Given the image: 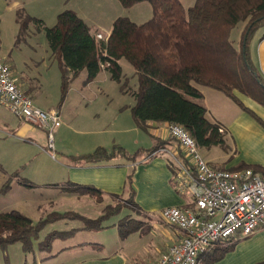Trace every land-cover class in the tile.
Segmentation results:
<instances>
[{
	"label": "trees",
	"instance_id": "trees-1",
	"mask_svg": "<svg viewBox=\"0 0 264 264\" xmlns=\"http://www.w3.org/2000/svg\"><path fill=\"white\" fill-rule=\"evenodd\" d=\"M118 1L128 8L143 0ZM148 1L153 8L148 20L136 23L128 17L118 16L112 22L107 39L96 38L86 22L70 9L60 11L51 27H45L42 19L32 17L23 10H18L16 14L21 30L33 21L38 30L45 31L51 53L60 67L62 92L67 89L70 79L82 69L87 72V80L93 79L102 68L108 70L113 79L119 80V60L126 59L138 80L137 88L132 91L134 104L131 116L136 126L144 131H148L152 122L175 123L188 131L198 149L223 144L221 125L209 121L205 116V107L194 101L201 97L196 84L220 91L263 123L243 104L239 95L264 106V76L249 52L251 35L264 25V0H193L187 7L181 0ZM240 21L243 22V30L239 47H235L230 40V30ZM166 142L157 140L146 152L153 153ZM140 150L127 153L117 145L110 149L96 147L72 158L77 162H95L124 157L134 162ZM245 168L264 175V168L257 164L241 163L231 169ZM133 174L132 166L126 177L129 196L123 198L109 194L120 201L104 205L102 214L96 218L68 210L51 212L46 218L33 222L17 210L1 211L0 247L19 242L24 252L32 251L35 246L38 250L48 251L54 239H65L77 229L52 230L40 239V230L48 222L80 218L84 221L81 228L98 229L105 218L124 206L138 209L131 187ZM3 186L7 188L8 182ZM72 188L71 191L89 195L97 201L103 196L101 190L91 185L74 184ZM238 240L225 239L202 253V264L219 260ZM253 264H264V260Z\"/></svg>",
	"mask_w": 264,
	"mask_h": 264
},
{
	"label": "crops",
	"instance_id": "crops-1",
	"mask_svg": "<svg viewBox=\"0 0 264 264\" xmlns=\"http://www.w3.org/2000/svg\"><path fill=\"white\" fill-rule=\"evenodd\" d=\"M92 6L99 7L100 0H54L50 4V12L52 16L56 17L60 11L70 9L86 22ZM10 9L11 6L7 1L0 0V28L2 19L7 13L11 12ZM19 10L24 11V7H20ZM28 11L32 17L42 19L38 13L34 12L36 9L32 11L28 8ZM95 11L93 9V12ZM115 16L103 23L98 21L93 25L95 26L93 29H91L90 25H87L92 34L101 33L100 30H103L106 33L105 36H108L112 22L116 18ZM2 45L3 43L0 39V50ZM249 52L253 62L264 76V31L255 38L254 50L251 53L249 49ZM0 58L9 65L12 78L18 87L32 98L33 103L46 111L56 110L60 121L58 129L54 133L53 148H49L45 130L33 126L23 118L14 115L7 107L0 105V143L9 141L21 146L28 145L34 151L38 150L39 152L41 150L46 157L49 156L50 160L52 159V161L47 160L45 166L35 174L21 173L19 168H17L18 166L13 168L1 166L7 179L4 181V177H0V186L3 183L2 180L6 183L9 179V186L6 190H25L26 192L30 189L53 190V192L55 190H65L77 194L70 189H73L72 186L74 184H80L94 186L106 196H109V194L121 196L125 192H130L127 188L126 177L133 166L134 174L131 187L134 191V200L139 206L135 210L142 214L144 219V221H139L136 226L147 229L149 232L148 238L141 239L142 241L138 245H135V237L129 240H127V237H117L112 247L108 249H105L104 245L98 242L94 243L85 238L63 244L54 250H52L51 246L50 250L46 252L47 254L41 256L36 264H93L96 262L95 260H98V257L101 258L100 260H104V264H155L160 253L182 237V233L178 228L168 224L161 218V209L165 206L173 205L186 206L192 202L189 193L180 190L177 186L174 180L176 170L168 154L160 151L153 154L146 152V149L152 147L157 140L167 141L161 146L162 148H176L174 139L170 138L165 131L166 123L152 122L149 124L148 131H144L136 126L130 111V120H127V115H124L126 126L116 129L121 132L133 131L136 137L139 135V138H135L134 144H143L136 150L141 149L134 162L124 157H113L95 162H77L72 158L73 156L93 151L96 147L110 149L105 142H102L103 140L99 136L102 131L94 130L88 125L85 128L74 126L72 120H66L62 115V108L66 106L64 104L65 101L57 104L53 98L47 101L42 98V96L51 97L50 92L44 86L42 78L40 79L38 76L31 78L21 71L19 73L16 72L15 65L17 63L10 55L0 53ZM36 59L29 56L27 61L34 62ZM77 75L72 77L70 81L72 80L71 83L74 81L76 86L78 84L76 79L78 78L80 80V90H85L87 86L89 87L98 78V74L91 80H87V76ZM60 79L61 76L59 74L58 76L54 74L52 83H55V81L59 83ZM102 80L105 81L106 78L103 77ZM195 86L201 93V97L198 100L206 109L205 116L210 109L214 111L211 114V118H207V116L206 118L221 125V129L224 131V143L228 145L229 150V158L227 160L213 163L208 158V153L211 149H206L204 158L208 163L213 167H222V169L235 168L241 163L257 164L264 168V106L247 96L239 95L243 104L263 121L261 123L242 110L232 99L236 107L230 105L226 99L219 95L218 90L204 85L196 84ZM84 95L85 93L81 92L80 96ZM104 96L108 97L106 93ZM133 104L134 100L129 104V110H131ZM140 130L141 133H139ZM92 132L95 135H89ZM64 135L70 136L75 146L68 153L60 152V158L57 160L54 152L50 154L48 149L53 151L61 149L55 148L54 139L58 138V141H61ZM116 141L122 146H126L122 138ZM24 158V156L20 157L16 163L20 164L24 161ZM46 200L49 201L50 198L48 197ZM78 229L69 237L74 236ZM95 250H99L101 256H94ZM59 257H61V261L58 262L57 259ZM133 258H137V260L132 262ZM262 260H264V226H260L253 234L247 237L239 238L230 250L212 264H253ZM56 261L58 263H55Z\"/></svg>",
	"mask_w": 264,
	"mask_h": 264
},
{
	"label": "rangeland",
	"instance_id": "rangeland-1",
	"mask_svg": "<svg viewBox=\"0 0 264 264\" xmlns=\"http://www.w3.org/2000/svg\"><path fill=\"white\" fill-rule=\"evenodd\" d=\"M7 1L11 6V12L6 14L1 22L0 39L2 40L1 54L10 55V57L17 63L15 65L16 72H23L27 77L42 78L44 86L50 92L51 97H44L45 100H56L59 104L65 101V108H62V115L66 120H72L74 126L80 128L90 127L94 130H101L99 133L102 142H105L109 148L113 145L122 146L116 140L122 138L126 146H122L127 153H133L143 143L134 144L135 136L133 131L121 132L116 128L126 126L124 115H127V120L131 119L129 104L133 102L132 91L137 88L138 80L137 75L131 64L124 58L119 60L121 71L119 80H115L111 77L108 70L102 69L98 73V78L85 88L80 90L79 79L77 85H74V81L68 84L65 92L61 89L60 82L52 83V76L58 74L61 76L58 60L52 55L49 48L45 31L37 29V25L33 21H29L26 29H20V22L16 14L20 7H24V11L32 16L28 11L30 8L32 11L36 9V13L42 17V21L45 27H51L56 22V17L52 16L50 12V4L54 0H2ZM183 5L187 7L193 0H181ZM93 9L96 10L93 12ZM153 14V8L148 0H143L133 4L131 7H123L118 0H100V6H92L90 15L86 19V24L90 25L91 29L95 28L98 21L101 23L106 22L108 19L117 16H125L136 23H142L148 20ZM96 15V16H95ZM95 17V19H93ZM100 18V19H99ZM41 19V18H39ZM95 20V21H94ZM243 30V22H238L230 30V40L235 47H239L240 36ZM264 31V25L256 29L253 33V37L249 41V49L251 53L254 50L255 38L258 34ZM103 36L106 35L105 31L100 30ZM32 56L36 59L34 62H28L27 58ZM54 73V74H53ZM77 76H87L85 69H82ZM105 77L106 80H102ZM99 79V80H98ZM71 87V88H70ZM85 93L84 96H80L81 92ZM108 97H105L104 94ZM224 99L228 101L230 105L236 107L234 102L221 92H219ZM51 98V99H49ZM194 101L199 102L198 99ZM213 109L206 114L207 118H211ZM88 125V126H87ZM38 128V127H37ZM139 131V130H138ZM136 133V132H135ZM141 133V130L140 132ZM89 135H95L89 134ZM134 138V139H133ZM73 139L70 136H63L61 141L58 138L54 139L55 148H61L58 151L48 149V153L54 152L57 160L60 158V152L68 153L70 149L74 148ZM145 144V143H144ZM47 145V144H46ZM148 146V145H143ZM50 148V147H49ZM144 148V147H143ZM208 153V158L213 163L222 162L229 158L228 145L223 143L221 145H213ZM206 148H199V152L204 157ZM24 156V161L20 164L16 163L20 157ZM50 160V157H46L41 150H33L30 146L17 145L14 142L6 141L0 143V177H4L2 167L13 168L18 166L21 173L35 174L45 166L46 161ZM18 164V165H17ZM210 164V163H209ZM0 186V211L17 210L29 218L33 222H37L40 219L46 218L51 212H63V211H75L86 217L96 218L102 214V207L106 204H114L119 199H113L111 196L103 195L100 201L95 200L89 195L85 194H73L65 190H39L30 189L27 192L24 190H6L3 186L4 181ZM8 182L9 179H8ZM3 188V189H2ZM15 189V188H13ZM42 192V193H41ZM130 192H125L121 195L123 198H127ZM50 198L47 201V198ZM139 221H144L143 215L137 212L134 208L124 206L119 212L112 214L102 221V227L98 229H86L81 228L84 225V221L80 218H61L46 223L40 230V239L52 230H68L71 228H79L76 234L66 239L56 238L52 241V250L59 248L63 244L70 242H76L80 239H88L91 242H98L104 245L105 249L112 247L117 237H127L132 239L135 237L136 244L138 245L141 239H147L149 232L147 229L136 226ZM136 226V227H135ZM75 232V231H74ZM39 239V240H40ZM126 240V241H127ZM47 251L38 250L35 246L32 251L24 252L19 242H12L5 247H0V264H36L40 257L46 255ZM94 256H101L99 250H95ZM106 252V251H105ZM104 252V253H105ZM103 254V252H102ZM61 257L57 259L60 260ZM95 260L93 264H104V260ZM137 258H133L131 261H136ZM55 263H58V262Z\"/></svg>",
	"mask_w": 264,
	"mask_h": 264
},
{
	"label": "built area",
	"instance_id": "built-area-1",
	"mask_svg": "<svg viewBox=\"0 0 264 264\" xmlns=\"http://www.w3.org/2000/svg\"><path fill=\"white\" fill-rule=\"evenodd\" d=\"M95 37L107 39L101 33ZM0 105L45 130L48 147L53 148L54 133L60 125L58 112L36 106L18 87L9 65L1 58ZM165 131L176 148L161 147L155 152L168 154L176 170L174 180L180 190L189 193L192 202L161 209V218L178 228L182 237L167 246L155 264H202L200 255L220 241L247 237L264 226V175L250 168H214L183 126L166 123Z\"/></svg>",
	"mask_w": 264,
	"mask_h": 264
}]
</instances>
